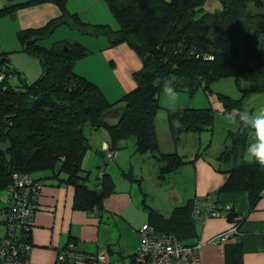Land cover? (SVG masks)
Listing matches in <instances>:
<instances>
[{"label":"trees","instance_id":"obj_1","mask_svg":"<svg viewBox=\"0 0 264 264\" xmlns=\"http://www.w3.org/2000/svg\"><path fill=\"white\" fill-rule=\"evenodd\" d=\"M7 1L0 7V18L15 17L20 10L46 4L56 6L59 15L42 26L18 31L19 49H0V59L8 62L0 66V264H5L4 260L32 264L34 219H25V225L17 229L9 219L12 208L25 207L17 199L23 188L17 176L27 175L41 184L39 203L46 185L72 186L74 210L99 216L104 212V201L115 192L116 184L101 168L95 175L96 186H90V173L84 171L83 161L92 134H105L108 146L103 150L114 155L122 148L120 144L130 139L136 154L156 158L160 181L206 158L210 144H200L192 159L178 148L188 133H213L216 113L212 105L166 109L176 150L160 149L156 116L162 109L159 97L164 78L173 80L179 93L193 96L204 91L209 103L216 81L235 79L239 98L215 93L225 114L233 109L248 110L257 96H264V0H216L220 9L211 12H203L209 0H102L114 24L91 22L69 9L70 0ZM56 33L63 39L45 45L44 40ZM98 38L107 40L109 47L125 44L141 61L132 71L135 87L114 102L95 82L75 70L76 63L93 52L88 40ZM14 53L39 60L42 72L35 81L28 80L12 64L10 55ZM12 76H17L20 84H13ZM177 120L179 127L173 124ZM226 134L225 146L216 158L218 164H214L215 170L226 176L219 190L176 206L170 215L145 204L146 224L194 247L200 242L198 226L212 219L207 211L196 216V209L209 203L213 211L235 223L237 233L233 237L243 236L241 224L246 216L239 218L222 197L244 193L249 201L248 214L254 211L264 193V167L245 159L253 134L250 128L240 125ZM123 175L137 181L132 170ZM244 253L241 242L225 246V264H244ZM84 255L92 257L73 258L71 264L102 262L101 254Z\"/></svg>","mask_w":264,"mask_h":264},{"label":"crops","instance_id":"obj_2","mask_svg":"<svg viewBox=\"0 0 264 264\" xmlns=\"http://www.w3.org/2000/svg\"><path fill=\"white\" fill-rule=\"evenodd\" d=\"M88 2L89 0H70L68 7L71 11L80 13L82 17L84 16L93 23H115L103 8L101 0H99V4L103 9V14L100 17H95L84 5ZM58 15L59 10L56 6L46 4L20 10L11 19L16 26V31H20L42 26L49 19ZM2 44L3 46L7 45L3 42ZM107 44L108 42L104 38L89 39L88 45L93 52L89 57L79 60L75 70L78 74L95 82L111 99L116 97L112 93L113 89L105 82L104 74L110 71L109 64L115 66V74L112 72L111 75L119 82L115 93L120 94L119 98H121L123 94L135 87L132 71L141 66V61L134 51L125 44L116 47H109ZM0 49L13 52L18 48L4 49L0 45ZM15 54H11L10 57L13 59ZM163 99L165 98L161 97L162 102ZM164 103L167 102L164 101ZM257 103L260 105L253 102L256 105L254 113L264 109L263 95L260 96ZM189 104L192 106V101ZM212 134L207 132L211 138ZM187 135L189 133L184 136L185 142L189 141ZM190 139L191 151L182 150V152H185L183 155H186L187 158L192 159L203 142H201V138L198 140L196 137H191ZM162 140L164 144L162 151L171 152L163 134ZM106 141L105 134L99 135V138L95 140L92 139L93 149L100 157L95 158L93 164L87 166L91 169L99 166V170L102 168L105 173L111 174L115 181L116 190L105 199L104 212L99 216L96 213L74 210L75 190L72 186L46 185L40 199L39 210L33 220L32 264H55L58 252L70 243H74L82 254H105L106 260L99 264H132L140 245L137 232L147 223L145 204L164 215H170L173 208L192 198L216 193L226 180L223 173L215 170L214 164L209 162L210 159L200 158L196 166L185 165L178 172L170 174L165 181H160L158 179L159 166L153 155H138L135 152L134 142L123 141L120 144L122 148L109 158L103 150L108 146ZM208 144H211V139L209 140L207 137ZM173 149L176 150V148ZM109 163H113L110 170ZM130 170L135 174L137 181L129 180L123 175V172ZM98 173L99 171L95 175ZM147 174L155 179L158 186L166 187L164 190L154 191V194L150 193L151 202L147 201L149 193L142 190V184L146 182ZM93 184L90 186L95 187L96 183ZM173 185L176 188H170ZM184 187L188 189L184 193H180L179 189H184ZM166 197H168V202L165 200ZM222 200L232 206L239 218L246 216L241 224L243 236L241 238L232 237L227 243L216 242L215 237L235 223L230 222L226 217L206 220L203 225L198 226L201 264H225V246L237 242H241L244 246V264H264V193L255 210L249 214V201L246 194L224 195Z\"/></svg>","mask_w":264,"mask_h":264},{"label":"rangeland","instance_id":"obj_3","mask_svg":"<svg viewBox=\"0 0 264 264\" xmlns=\"http://www.w3.org/2000/svg\"><path fill=\"white\" fill-rule=\"evenodd\" d=\"M21 1H25V0H16L15 2H21ZM6 4H8L7 0H0V7H3ZM101 4L110 16L111 13H110L106 3L101 0ZM84 5L88 8V10L95 17L102 16L103 9L99 4V0H89V2L87 4H84ZM219 7H220V5L216 0H209L206 3L203 12H211L215 9H220ZM110 17L112 18L113 16H110ZM11 18L12 17L0 18V45H2V47L4 49H8V48H12V47H16L19 49L21 47V45H20V42L16 38L18 31H16V26L14 25ZM62 39H61V36L58 33H56V34H53L50 38L44 40V44L47 46H51L54 42L60 41ZM2 42L7 43V45L3 46ZM132 51H134V50H132ZM134 53L136 54L135 51H134ZM137 57H138V55H137ZM244 59L245 58L243 56L240 57L241 61H243ZM11 62H12V64H15L16 67L20 71H22L25 74L26 78L28 77L29 79L28 78L27 79L30 81H35L40 76V74L42 72L39 60L36 57L30 56V55L28 56L24 53H16L13 57V61L11 59ZM109 67H110V71L105 72L104 77H105V82L107 83V85L110 88L113 89L112 93L116 97V98H111L109 100L115 101V100L119 99V97H120V94L118 95L115 93V91L119 87V85H118L119 82L113 77V75H111L112 72L115 74L113 66L111 64H109ZM12 78H13L12 80L14 82L13 84H20L17 76H12ZM212 88H213L214 94L210 97V99L212 100L211 103H209L208 97L205 95L204 91H202V90H199L193 96L189 95L188 93H179L180 99L177 102L178 105L177 104L175 105V109L176 108H204V107H207L210 105L213 106V109H214V112L216 113V116H215V126H214L212 138L210 135H207V132L201 136L195 135L194 133H189V135H187L189 141L185 142L184 141L185 137H183L181 144H180L181 147L179 146L180 148H178V150L180 152H182V150L191 151V139H190L191 137H196V138H198V140H199V138H201V142H203L202 145L206 146L207 145V137H208L209 140L211 139V144L209 146L210 150L206 152L205 157L207 158V160L210 159L209 162H212L213 164L217 165L218 162H217L216 158L219 155V153L221 152V149H223L225 146L224 139L226 138V133L229 132V130L235 131V130L239 129L240 124L238 122L233 123L226 118V114L224 113V111H222L221 103L217 99L215 93L225 94V95H228V96L233 97V98H239L241 95V92L239 91L238 87L236 86L235 79H233V78L218 80L214 83ZM111 97H113V96H111ZM161 97L165 98V99H163V102L161 100ZM259 99H260L259 96H257L254 99V101L257 105H260L259 103H257V100H259ZM164 101L167 102V98L164 95V93L162 92L160 94V97H159V102H160L159 105L162 109L158 112V114L156 116V129H157L158 137L160 140V149L164 150V148H163L164 144H163V140H162V134H163L166 138V141L168 142V145L171 148V152H173V150H174L173 148H175V147L172 144L171 139H170V133H169V128H168V124H167V114L165 111L166 109H173V108H172V106H170L168 104V102L164 103ZM191 101L193 103L192 106L189 104V103H191ZM255 107H256V105H254V104L248 105V110L250 112L254 113ZM86 127H89V126H86ZM88 130H89L88 128H87V131L85 130L87 134L89 133ZM99 135H101V134H97V133L92 134V136L90 137V140H92V139L95 140V139L99 138ZM126 141L132 142L130 139L126 140ZM182 145H184V146H182ZM124 149H125V147H124ZM182 153H185V152H182ZM149 155H151V154H149ZM99 157L100 156L97 155V152L93 149V144H91V147H89V149L85 155L84 161H83V169H84V171H87L88 173H90L89 183L92 186L94 185L93 183H94V180L96 177L95 173L97 171H99V166L95 169L88 168L87 166L93 164V162L95 161V158H99ZM245 157H246L245 158L246 161L249 160L246 153H245ZM103 159H104V157H103ZM112 166H113V163L108 164L109 170L112 168ZM135 186H136L137 190H139V188L136 184H135ZM170 188H176V186L173 185ZM164 189H166V187L158 186L157 183L155 182V179H152L150 174L146 175V182L142 184V190H143V192L146 191L149 193V195L147 197V201L151 202L150 193L154 194V191L164 190ZM187 189L188 188L184 187V189H179V192L184 193L185 190H187ZM189 196H188V198H189ZM165 200L168 202V197H166ZM162 202H163V200H162ZM162 205H164V204H162ZM233 229L237 231V226L234 225ZM226 231H223V232H226ZM223 232H221V233H223ZM223 234H226V233H223ZM227 242H225V243H227ZM195 248H196V252L199 255V252L201 250V244H197L195 246Z\"/></svg>","mask_w":264,"mask_h":264},{"label":"built area","instance_id":"obj_4","mask_svg":"<svg viewBox=\"0 0 264 264\" xmlns=\"http://www.w3.org/2000/svg\"><path fill=\"white\" fill-rule=\"evenodd\" d=\"M106 149L107 146L105 150ZM106 154H108L107 156L109 158L114 155L113 153ZM16 178H19V185L23 187L20 190L21 193L17 195V199L20 203H24L25 205L24 209L15 208L14 206H12L14 208L11 207L13 212L9 219L12 227L17 229L25 225V219H34L35 214H37L36 212H38L39 209V196L42 187L39 182L33 181L30 176L24 175L23 177L17 176ZM226 208L229 209L228 206ZM212 209L211 204L205 203L202 206L197 207L195 215L199 216L202 211H207L211 212V218L224 217L218 211H213ZM3 216H5V214H3ZM17 220L20 221V224L16 223ZM137 233L140 238V245L135 259V264H201L200 255L196 252L195 246H185L171 235L158 233L149 224H144ZM223 233H219L215 237L216 242L225 243L229 241L237 233V231L234 230L232 226ZM13 254L17 255V253ZM90 257L92 256H86L80 253L77 250L76 245L74 243H70L58 252L55 264H71L73 258L85 259ZM99 259L104 262L106 257L104 254H101ZM4 263L10 264L6 260H4Z\"/></svg>","mask_w":264,"mask_h":264},{"label":"clouds","instance_id":"obj_5","mask_svg":"<svg viewBox=\"0 0 264 264\" xmlns=\"http://www.w3.org/2000/svg\"><path fill=\"white\" fill-rule=\"evenodd\" d=\"M162 91L167 98V102L175 110V105L180 99V94L176 91L175 82L169 78L163 79ZM226 118L236 123L238 122L245 128L252 130V136L246 146L245 152L250 162L258 163L264 167V109L258 112H250L247 109H233L226 113ZM176 127L180 126V121H173Z\"/></svg>","mask_w":264,"mask_h":264},{"label":"water","instance_id":"obj_6","mask_svg":"<svg viewBox=\"0 0 264 264\" xmlns=\"http://www.w3.org/2000/svg\"><path fill=\"white\" fill-rule=\"evenodd\" d=\"M8 65V62L6 61V60H3L2 58L0 59V66H2V65ZM252 136V135H251ZM251 136H250V138H251Z\"/></svg>","mask_w":264,"mask_h":264}]
</instances>
